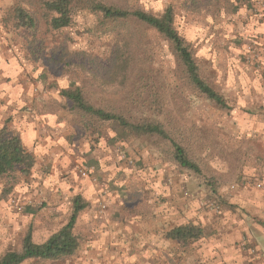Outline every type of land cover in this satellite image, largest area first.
<instances>
[{
  "label": "rangeland",
  "instance_id": "obj_1",
  "mask_svg": "<svg viewBox=\"0 0 264 264\" xmlns=\"http://www.w3.org/2000/svg\"><path fill=\"white\" fill-rule=\"evenodd\" d=\"M37 1L0 0L1 137L13 125L17 112L9 101L23 99L19 96L25 92L26 104L68 114L72 120L66 129L76 131L69 136H75L83 144L88 142L90 154L101 152L103 142L114 148L112 151L119 155L122 173L126 175L123 185L114 188H119V194L127 202L137 198V191L143 192V187H151L150 170L160 176L168 169L170 184L175 176L183 178V196L189 210L179 221L184 226L200 228L207 237L214 234L209 228L213 220L231 215L232 210L226 213L229 201L235 188L245 185L246 174L256 172L255 178L263 182L260 190L264 191V0H97L154 15L171 6L177 29L190 44L202 77L224 97L229 109H221L207 100L180 75L172 77L165 51L160 57L153 55V36L146 35L143 26L132 21L114 27L105 24L100 16L82 12L74 17L71 27L57 31L51 28ZM20 7L29 12L34 28L19 25L15 11ZM118 34L126 37L136 34L138 39L134 42L145 51V57L139 54L136 58L137 65L150 72L144 92L139 90L137 73L124 79L116 70L112 53ZM76 87L83 90L86 100L97 109L124 112L133 120H159L169 137L185 149L198 171L176 163L168 139L138 135L117 123L102 122L71 109L61 91ZM138 93L144 94V100ZM32 169L23 174L17 167L0 178V258L9 252H21L29 233L34 243L43 244L47 235L63 227V222L49 221L48 206L37 198L36 171ZM81 170L89 173L84 178L97 182L90 164L76 167L82 178ZM106 188L112 192L109 185ZM139 199L149 205L151 201L161 203V197L150 191ZM95 204L96 216L106 212L105 201ZM193 204L198 207H189ZM87 218H79L75 227L79 248L74 255L55 261L31 259L23 264H117L119 258L114 256L80 255L87 248H97L98 218L90 226ZM175 220L177 226L179 222ZM115 228L121 230L120 225ZM193 243L182 245L188 251ZM114 245L115 242L110 247ZM242 248L256 256L255 247L249 248L246 239ZM146 260L139 257L138 264H146Z\"/></svg>",
  "mask_w": 264,
  "mask_h": 264
},
{
  "label": "crops",
  "instance_id": "obj_2",
  "mask_svg": "<svg viewBox=\"0 0 264 264\" xmlns=\"http://www.w3.org/2000/svg\"><path fill=\"white\" fill-rule=\"evenodd\" d=\"M19 97L23 99L9 101L17 112L13 125H10L9 131L3 132L2 137H17L36 160L32 170L36 171L37 198L48 206L50 222H63L65 227L77 206L82 208L77 222L79 218L83 220L88 216L86 223L90 226L98 218L97 248H87L80 255L88 258L114 256L119 258L117 264H138L139 257H145L146 264H264V191L260 190L263 182L255 178L258 176L256 172L251 176L246 174L243 177L245 185L235 188L229 201L230 209L226 211L229 214L232 210L231 215L213 220L209 228L214 234L209 237L201 234L186 251L183 242L169 236L172 229L185 225L179 220L189 210L183 196V178L175 176L170 184L168 169L160 176L150 170V179L145 181L148 180L151 187H143V192L137 191V198L127 202L119 194V188H114L115 185H123L126 175L122 173L119 155L112 151L113 147L111 149L103 142L101 152L90 154L88 142L83 144L82 141L77 142L75 136H69L76 131L71 127L66 129L72 120L68 114L62 110L37 109L32 105L33 99L30 100L32 106L26 104L28 95L25 92ZM82 163L91 165L99 183L98 180L95 183L91 178L79 177L76 167ZM107 185L112 192L106 188ZM114 189L117 191L113 192ZM149 191L161 197V203L151 201L149 205L146 200L139 199L140 195ZM60 192L63 194L59 195ZM67 194L68 197H65ZM129 198L133 199V196ZM101 200L106 202L107 210L96 216L95 202ZM193 205L189 207H198ZM239 211L241 215H238ZM175 219L179 222L177 226ZM119 225L121 230L117 231L115 226ZM61 229L47 235V240ZM74 235L77 237L75 232ZM244 239L249 248L255 247L256 256L243 251ZM113 242L115 245L110 247Z\"/></svg>",
  "mask_w": 264,
  "mask_h": 264
},
{
  "label": "trees",
  "instance_id": "obj_3",
  "mask_svg": "<svg viewBox=\"0 0 264 264\" xmlns=\"http://www.w3.org/2000/svg\"><path fill=\"white\" fill-rule=\"evenodd\" d=\"M37 2L44 10V17L49 21L51 28L57 31L71 27L74 17L82 12H90L100 16L105 24H112L111 26L114 27L116 25L126 26L132 21L143 26L146 35L150 33L153 36L154 41H151L153 55L160 57L165 51L164 57L167 60L164 59L163 61H169L167 63L172 77L180 75L207 100L221 109H229L224 97L216 92L202 77L190 44L177 29L175 12L171 6H168L160 15H154L142 10L118 8L97 0H39ZM15 13L20 26H27L30 29L35 27L34 20L25 8H17ZM135 35H127L126 37L118 34L116 48L113 50L112 56L116 61V70L124 79H128L130 75L137 73L139 90L144 92L146 78L150 72L137 65L136 58L138 55L142 54L145 57L146 54L142 45L134 42L135 39H138ZM138 94L143 99L144 94ZM61 95L71 103V109L78 111L83 116L92 117L102 122L117 123L122 129L138 135H156L170 140L174 148L176 163L182 168L198 171L196 164L188 157L185 149L169 137L159 120H150L149 118L133 120V118H128L124 112L97 109L89 104L80 87L64 89L61 91ZM34 162V157L24 149L17 137L0 136V178L10 175L17 167L21 168L23 174L29 173ZM81 209L77 206L69 223L43 244L34 243L32 234L29 233L24 239L22 251L7 253L0 258V264H23L31 259L55 261L73 255L79 248L74 229L78 212ZM201 234L200 228L182 226L172 229L169 236L173 240L188 244Z\"/></svg>",
  "mask_w": 264,
  "mask_h": 264
},
{
  "label": "built area",
  "instance_id": "obj_4",
  "mask_svg": "<svg viewBox=\"0 0 264 264\" xmlns=\"http://www.w3.org/2000/svg\"><path fill=\"white\" fill-rule=\"evenodd\" d=\"M80 174H81V176H83V177H87L89 173L87 172V170H81V171H80ZM259 187H260V189L263 188L262 185H260Z\"/></svg>",
  "mask_w": 264,
  "mask_h": 264
}]
</instances>
